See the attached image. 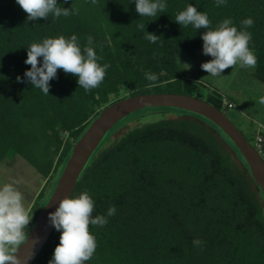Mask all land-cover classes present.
Returning <instances> with one entry per match:
<instances>
[{
  "label": "trees",
  "instance_id": "obj_1",
  "mask_svg": "<svg viewBox=\"0 0 264 264\" xmlns=\"http://www.w3.org/2000/svg\"><path fill=\"white\" fill-rule=\"evenodd\" d=\"M164 2L165 13L141 17L135 0H97L96 4L57 0L58 6L78 11L29 21L16 0H0V163L20 155L49 180L29 210L27 234L55 189L73 144L114 101L147 92L187 94L228 116L233 101L183 74L180 60L203 51L201 36L206 31L175 22L189 4L207 14L212 30L231 19L238 31L251 33L248 46L257 59L254 76L264 85V0H226L221 6L216 0ZM247 18L254 25L243 28L241 22ZM145 31L160 39L149 42ZM72 35L82 50L91 36L90 46L102 57L97 62L110 67L101 84L87 91L79 87L78 77L58 70L45 95L24 78L31 67L24 63L27 47ZM146 72L155 73L158 80L148 81ZM17 76L23 82H17ZM155 108L176 110L182 114L175 117L181 118L136 126L104 146L117 123L94 151L71 194L76 198L87 192L94 201L93 218L101 215L108 220L102 227L89 225L97 247L84 264H264L263 195L237 146L202 116ZM259 124L251 123L244 130L237 125L255 147L256 134H261L264 159V128ZM113 206L116 213L108 217ZM60 235L54 228L32 264H48ZM196 239L203 243L194 245Z\"/></svg>",
  "mask_w": 264,
  "mask_h": 264
},
{
  "label": "clouds",
  "instance_id": "obj_2",
  "mask_svg": "<svg viewBox=\"0 0 264 264\" xmlns=\"http://www.w3.org/2000/svg\"><path fill=\"white\" fill-rule=\"evenodd\" d=\"M64 2L67 3L68 0ZM91 2L96 4L97 0ZM16 3L27 14L29 21L47 20L50 14L54 18L61 15L67 17L78 11L58 6L57 0H16ZM224 4L226 0H216L217 6ZM166 9L167 4L164 0H135V10L141 17H156L158 13H165ZM175 22L183 27L191 25L196 30L206 29L201 36L203 54L211 56L212 59L202 63L200 67L210 76L221 77L225 69L233 68L237 62H240L242 68H255L257 59L248 46L252 35L231 26V19H224L215 30H212L207 14L189 4L176 15ZM241 24L243 28H249L254 25V21L247 18ZM138 27L145 30L146 26L139 24ZM145 39L156 43L160 36L145 31ZM87 41L89 46L83 50L78 45L75 35L70 39L59 36L46 38L42 43H32L27 47V59L24 61L31 67L25 71L24 78L45 95H49V82L57 77L58 70L78 77L79 87L86 91L97 88L104 80L106 69L110 65L101 66L97 62L102 57H98L94 48L90 46L94 43L93 38L89 36ZM38 58H42V64ZM184 65L185 69L191 67L188 64ZM145 78L151 82L158 80V76L150 72L145 73ZM16 80L23 82L20 76H17ZM149 86L153 87L155 84ZM258 103L264 105V96L259 98ZM23 201V194L12 184L0 187V264H20L16 253L26 241V229L32 219V214L29 215ZM93 211L94 201L87 192L76 198L68 196L60 200L55 212L49 213L48 216L51 225L61 232L60 242L48 264H84L92 258L97 244L89 231V225L102 227L108 223L105 216L97 215L93 218ZM115 213L116 208L110 207L107 216L111 217ZM202 243L199 239L193 241L196 246Z\"/></svg>",
  "mask_w": 264,
  "mask_h": 264
},
{
  "label": "water",
  "instance_id": "obj_3",
  "mask_svg": "<svg viewBox=\"0 0 264 264\" xmlns=\"http://www.w3.org/2000/svg\"><path fill=\"white\" fill-rule=\"evenodd\" d=\"M155 107H171L193 112L202 116L219 128L238 148L250 168L251 177L257 184L264 200V159L259 150L222 110L208 101L193 95L176 93H141L114 101L91 122L81 138L73 144L71 155L64 166L55 189L52 190L45 206L36 216L34 224L25 237L26 241L17 250L20 264H32L42 247L52 234L54 227L49 221V213L55 212L60 200L71 196L77 181L94 151L102 143L107 133L120 121L132 113Z\"/></svg>",
  "mask_w": 264,
  "mask_h": 264
},
{
  "label": "rangeland",
  "instance_id": "obj_4",
  "mask_svg": "<svg viewBox=\"0 0 264 264\" xmlns=\"http://www.w3.org/2000/svg\"><path fill=\"white\" fill-rule=\"evenodd\" d=\"M211 59L212 57L204 55L203 51H198L196 57L181 59L184 67L183 74L203 81L208 87L216 88L233 101V106L226 112L242 130L246 128V125L256 122L260 123L259 127L263 130L264 124L260 119L264 120V105L259 104L258 100L264 96V85L255 78V68H242L240 62H237L233 68L225 69L221 77H212L200 67L202 63ZM184 64L191 65L190 69H185ZM181 114L170 108L147 107L138 110L117 124L116 132L111 139H106L104 146L112 145L115 140L136 126L154 123L168 117L181 118V116L175 117ZM220 143L230 158L243 169L242 164L229 146L221 140ZM42 179V176L20 155H15L11 159L5 158L0 163V187L5 184H12L16 187L24 196V206L27 205L28 197Z\"/></svg>",
  "mask_w": 264,
  "mask_h": 264
},
{
  "label": "crops",
  "instance_id": "obj_5",
  "mask_svg": "<svg viewBox=\"0 0 264 264\" xmlns=\"http://www.w3.org/2000/svg\"><path fill=\"white\" fill-rule=\"evenodd\" d=\"M42 178L43 179L39 181L37 188H34L31 195L28 197V202H27V205L25 206V208L28 210H30L39 191L49 183V180L47 178H44V177Z\"/></svg>",
  "mask_w": 264,
  "mask_h": 264
},
{
  "label": "built area",
  "instance_id": "obj_6",
  "mask_svg": "<svg viewBox=\"0 0 264 264\" xmlns=\"http://www.w3.org/2000/svg\"><path fill=\"white\" fill-rule=\"evenodd\" d=\"M255 142H256V148L259 150L258 152L261 155V151H262V137H261V134L259 132L256 134Z\"/></svg>",
  "mask_w": 264,
  "mask_h": 264
}]
</instances>
